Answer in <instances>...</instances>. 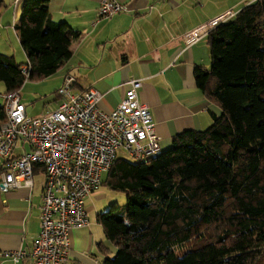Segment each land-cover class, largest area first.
Wrapping results in <instances>:
<instances>
[{
	"label": "trees",
	"instance_id": "trees-1",
	"mask_svg": "<svg viewBox=\"0 0 264 264\" xmlns=\"http://www.w3.org/2000/svg\"><path fill=\"white\" fill-rule=\"evenodd\" d=\"M49 3L21 5L16 30L27 61L0 52L5 92L54 75L71 58L79 33L54 21ZM207 39L211 68L197 66L195 77L222 114L204 130L176 134L153 159L117 158L102 185L126 192L127 203L98 215L117 248L103 264H264V0L244 5Z\"/></svg>",
	"mask_w": 264,
	"mask_h": 264
},
{
	"label": "crops",
	"instance_id": "crops-1",
	"mask_svg": "<svg viewBox=\"0 0 264 264\" xmlns=\"http://www.w3.org/2000/svg\"><path fill=\"white\" fill-rule=\"evenodd\" d=\"M23 1L0 0V52L18 62L27 61L16 30ZM101 1L50 0L51 18L68 23L79 33L71 45V58L52 76L63 83L71 74L76 79L75 91L97 90L102 96L99 107L106 112L117 107L131 80H141L139 100L149 107L165 150L176 134L208 128L213 115L220 116L222 110L197 86L195 70L197 66L211 68L207 36L213 27L192 44L185 34L228 11L237 13L254 0H118L128 10L100 19ZM20 94L23 102L22 89ZM55 100L58 105V94ZM28 149L20 141L14 154ZM3 163L0 158V172ZM44 185V172L38 168L32 188L0 189V264L31 263L29 258L14 263L2 253L32 248L41 230ZM102 186L86 199L89 225L71 230L69 264H103L107 255L117 251L98 221L110 203ZM100 244L108 253L101 251Z\"/></svg>",
	"mask_w": 264,
	"mask_h": 264
},
{
	"label": "built area",
	"instance_id": "built-area-1",
	"mask_svg": "<svg viewBox=\"0 0 264 264\" xmlns=\"http://www.w3.org/2000/svg\"><path fill=\"white\" fill-rule=\"evenodd\" d=\"M128 10L118 0H102L99 18ZM228 11L211 23L185 34L197 42L218 23L233 17ZM30 65L22 70L28 74ZM76 79L67 74L58 89V107L39 116H29L20 90L4 92L6 119L0 123V189L32 188L37 168L45 175L41 204V230L30 250L3 251L14 263L29 258L30 264H69L71 230L90 223L86 199L97 191L103 175L127 150L137 162L153 159L163 149L147 105L138 97L142 81L129 82L124 96L112 111L99 107L101 94L93 89L75 91ZM29 149L15 155L19 142Z\"/></svg>",
	"mask_w": 264,
	"mask_h": 264
},
{
	"label": "rangeland",
	"instance_id": "rangeland-1",
	"mask_svg": "<svg viewBox=\"0 0 264 264\" xmlns=\"http://www.w3.org/2000/svg\"><path fill=\"white\" fill-rule=\"evenodd\" d=\"M22 60H24V58H22ZM21 62L25 63V61ZM61 84V78L57 75L39 81L27 79L24 86L22 87V95L23 102L27 104L28 115L35 117L54 111L58 107L55 100L56 91L59 89V87H61ZM5 91L6 89L4 83L0 82V105L4 104L3 94ZM119 157L131 162H136L135 158L124 149L119 151ZM106 179L107 174H104L102 179L103 182H105ZM101 190H104L108 193V198L106 201L110 202L105 210H108L112 205L115 204L119 205L122 210L126 208V192L122 190H115L108 183H104Z\"/></svg>",
	"mask_w": 264,
	"mask_h": 264
}]
</instances>
